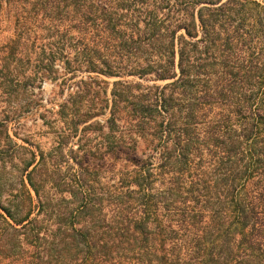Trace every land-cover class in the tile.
Instances as JSON below:
<instances>
[{
    "label": "trees",
    "instance_id": "obj_1",
    "mask_svg": "<svg viewBox=\"0 0 264 264\" xmlns=\"http://www.w3.org/2000/svg\"><path fill=\"white\" fill-rule=\"evenodd\" d=\"M259 2L0 0L13 33L0 88L24 89L56 63L87 74L56 114L75 137L105 140L84 151L76 184H40L43 156L11 199L0 184V246L31 248L25 264H264ZM238 14L247 30L231 31ZM97 76L116 79L109 99ZM96 153L126 160L116 184L82 172Z\"/></svg>",
    "mask_w": 264,
    "mask_h": 264
},
{
    "label": "rangeland",
    "instance_id": "obj_2",
    "mask_svg": "<svg viewBox=\"0 0 264 264\" xmlns=\"http://www.w3.org/2000/svg\"><path fill=\"white\" fill-rule=\"evenodd\" d=\"M251 1L259 2V0ZM247 9L255 10L251 5H248ZM242 19L239 14L229 18L227 25L229 24L230 30L242 29L244 22ZM0 28L1 52L13 33L12 25L7 22ZM243 29L247 30V27L244 26ZM60 66L56 63L54 72L50 76H38L24 89L12 87L5 91L0 88V124L3 125L4 130L0 135V184H4L2 201L6 198L11 199L8 197L9 192L15 193L19 184L27 186L26 174L34 166L39 165L41 156L44 165L40 167L45 173V183L40 184H49L48 187L54 184H60V187L76 184L77 176L81 171L78 162L83 160L84 151L91 148L92 152H96V147L105 143L99 129L93 134L85 133L82 139V134L75 137L72 133L74 126L56 114L64 100L76 90L77 82L88 77L87 74L71 77V74L64 73ZM22 71L18 69L16 74ZM90 76L96 77L94 74ZM97 80L107 82V85L101 83L100 88L106 92L109 99L112 82L116 79L97 76ZM153 84L164 85L165 82H142L145 86ZM99 120L102 124L105 119L99 118ZM85 126L86 124L77 126L78 131H82ZM6 135L9 136L10 141L5 138ZM100 153L88 156L89 167L85 170L86 165L83 164L82 172L88 170L92 184H116L121 168L124 170L126 168V160L121 157L103 160L100 158ZM143 158L147 156L143 155ZM159 158L160 153L156 152L149 161L156 165ZM31 162L32 166L22 173L25 164ZM1 213L3 215V212ZM33 216L34 214L31 217ZM11 248H13L11 244L6 242L0 246V264H25L32 261L31 248Z\"/></svg>",
    "mask_w": 264,
    "mask_h": 264
}]
</instances>
